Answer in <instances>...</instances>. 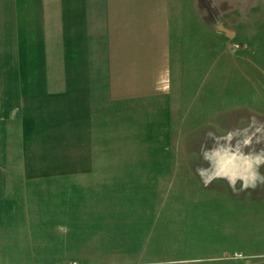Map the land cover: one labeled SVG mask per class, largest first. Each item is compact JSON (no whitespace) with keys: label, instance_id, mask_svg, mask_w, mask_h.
Wrapping results in <instances>:
<instances>
[{"label":"rangeland","instance_id":"1","mask_svg":"<svg viewBox=\"0 0 264 264\" xmlns=\"http://www.w3.org/2000/svg\"><path fill=\"white\" fill-rule=\"evenodd\" d=\"M62 1L0 0V261L264 264V0H158L90 73Z\"/></svg>","mask_w":264,"mask_h":264},{"label":"crops","instance_id":"2","mask_svg":"<svg viewBox=\"0 0 264 264\" xmlns=\"http://www.w3.org/2000/svg\"><path fill=\"white\" fill-rule=\"evenodd\" d=\"M64 48L66 49V34H77V56L85 57L88 68L80 72H96V69L89 68V64H94L89 58L109 57L111 66L115 70L118 64L127 65V58H130L129 65H133V58L149 56L151 20L155 23L156 31L165 34V24L167 19V7L165 1L158 0H63L61 4ZM162 28V29H161ZM219 30V28H218ZM220 31V30H219ZM222 32V31H221ZM228 36V35H227ZM113 58V59H112ZM119 58H125L119 61ZM125 60V61H124ZM147 79V89H148ZM92 168V167H87ZM90 172V171H88ZM0 211L3 217H14L9 209ZM7 223L20 225L17 220H7L0 224L2 230ZM18 228H20L18 226ZM5 232V230H3ZM28 232L34 236V230ZM17 240L22 238V228L17 232ZM29 234V235H30ZM30 237V236H29ZM10 238V237H9ZM25 238H28L25 236ZM5 239V238H4ZM14 239V238H13ZM23 239V238H22ZM36 240V238H35ZM37 243V242H36ZM36 243H31L29 248L35 251L32 256L24 258L18 255L10 261L11 264L32 263L42 261L44 252H41ZM16 248V247H15ZM28 248V246H26ZM50 253H52L49 250ZM7 260H1L0 264H6Z\"/></svg>","mask_w":264,"mask_h":264},{"label":"water","instance_id":"3","mask_svg":"<svg viewBox=\"0 0 264 264\" xmlns=\"http://www.w3.org/2000/svg\"><path fill=\"white\" fill-rule=\"evenodd\" d=\"M219 30L226 33L229 37H231L233 35V33L231 31H229L228 29H226L223 26H219Z\"/></svg>","mask_w":264,"mask_h":264}]
</instances>
